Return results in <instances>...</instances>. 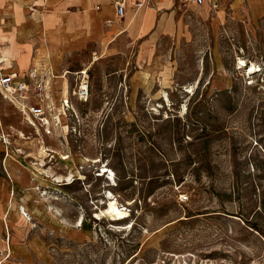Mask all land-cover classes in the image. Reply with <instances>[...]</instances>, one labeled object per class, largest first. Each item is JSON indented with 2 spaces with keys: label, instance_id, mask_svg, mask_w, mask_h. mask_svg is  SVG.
<instances>
[{
  "label": "rangeland",
  "instance_id": "374dc122",
  "mask_svg": "<svg viewBox=\"0 0 264 264\" xmlns=\"http://www.w3.org/2000/svg\"><path fill=\"white\" fill-rule=\"evenodd\" d=\"M175 7L146 46L29 70L42 126L0 93V264H264V0Z\"/></svg>",
  "mask_w": 264,
  "mask_h": 264
},
{
  "label": "crops",
  "instance_id": "0c3cea01",
  "mask_svg": "<svg viewBox=\"0 0 264 264\" xmlns=\"http://www.w3.org/2000/svg\"><path fill=\"white\" fill-rule=\"evenodd\" d=\"M175 1L149 0L141 7L128 5L119 19L112 0H0L2 72L25 79L31 69L38 74L58 72L68 56L79 55L84 49H89L88 56L92 54L95 60V56L114 50L124 39L146 46L166 28L178 24ZM225 1L205 0L201 6H191L207 5L218 10ZM213 3L218 7L213 8ZM107 20L112 22L108 24ZM61 88V96L66 97L65 77ZM28 101L25 100L31 104Z\"/></svg>",
  "mask_w": 264,
  "mask_h": 264
},
{
  "label": "built area",
  "instance_id": "2783aa9c",
  "mask_svg": "<svg viewBox=\"0 0 264 264\" xmlns=\"http://www.w3.org/2000/svg\"><path fill=\"white\" fill-rule=\"evenodd\" d=\"M115 6L116 17L121 19L125 15L126 7L128 5L134 7H141L149 0H112ZM187 4L193 6H201L204 4L205 0H184ZM213 8H217L218 4L213 3ZM112 21L107 20V23L110 24ZM81 80L73 90V94L77 99L85 101L89 94V83L86 79L85 70L81 72ZM29 75L35 76L36 72L34 69H31ZM28 84L24 79H18L16 73H4L2 72V67L0 66V93L4 98H7L23 113L26 119H29L32 122H37L39 125L47 123V109L41 104L36 106V104H27L25 100L27 99ZM65 102H67L65 100ZM181 199H187L186 194H181Z\"/></svg>",
  "mask_w": 264,
  "mask_h": 264
},
{
  "label": "bare ground",
  "instance_id": "6f19581e",
  "mask_svg": "<svg viewBox=\"0 0 264 264\" xmlns=\"http://www.w3.org/2000/svg\"><path fill=\"white\" fill-rule=\"evenodd\" d=\"M4 59L3 58H0V62H2ZM240 63H242L241 64V68L243 67V66H245V67H247L246 69L248 70V72L249 73H253V72H256V71H259V70H261V67H257V64H255V63H251L250 65L249 64H247L246 62H240ZM194 87V86H193ZM188 91H193V88H188L187 89ZM186 90V91H187Z\"/></svg>",
  "mask_w": 264,
  "mask_h": 264
}]
</instances>
